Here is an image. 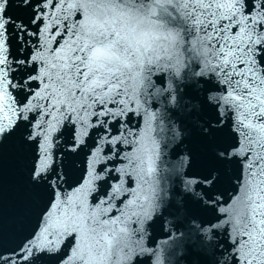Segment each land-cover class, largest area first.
<instances>
[{
  "label": "snow or ice",
  "instance_id": "1",
  "mask_svg": "<svg viewBox=\"0 0 264 264\" xmlns=\"http://www.w3.org/2000/svg\"><path fill=\"white\" fill-rule=\"evenodd\" d=\"M0 264H264V0H0Z\"/></svg>",
  "mask_w": 264,
  "mask_h": 264
}]
</instances>
